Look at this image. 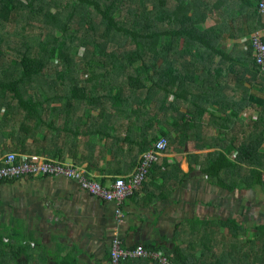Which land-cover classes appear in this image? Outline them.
<instances>
[{
	"label": "trees",
	"instance_id": "trees-1",
	"mask_svg": "<svg viewBox=\"0 0 264 264\" xmlns=\"http://www.w3.org/2000/svg\"><path fill=\"white\" fill-rule=\"evenodd\" d=\"M258 2L0 0V138H11L8 150L23 152L27 120L40 125L50 100H59V109L74 98L104 100L112 111L135 100L141 135L151 130L157 113L162 118L155 132L136 141L140 155L159 134L175 150L218 147L222 152L207 153L204 172L221 179L223 171L238 174L241 186L264 192V68L250 40L264 28ZM211 6L217 16L203 26ZM74 20L87 27L79 32L70 24ZM80 68L83 78L76 72ZM228 88L233 102L230 92L225 95ZM243 99L256 110L255 118L234 124ZM214 103L218 113L211 109ZM242 169L251 175L241 176ZM227 222L237 231V221ZM253 228L264 235V225ZM179 251L170 258L188 264Z\"/></svg>",
	"mask_w": 264,
	"mask_h": 264
},
{
	"label": "crops",
	"instance_id": "crops-1",
	"mask_svg": "<svg viewBox=\"0 0 264 264\" xmlns=\"http://www.w3.org/2000/svg\"><path fill=\"white\" fill-rule=\"evenodd\" d=\"M213 1L208 0V5ZM258 32L264 35V28ZM230 88L225 95L230 92L228 102H233ZM45 104L40 125L33 118L27 120L28 133L20 145L24 153L73 163L104 185L134 171L141 145L136 141L144 138L136 131L135 100L119 103L115 111L104 100L74 98L65 109L57 108L62 104L59 100ZM218 107L214 103L211 109L218 113ZM255 115L250 101L243 99L241 112L231 122L249 124ZM155 121L156 117L151 127L156 128ZM11 144L10 137L0 138V156L20 152L8 150ZM219 151L187 145L183 150L161 151L140 186L123 197L120 216L115 202L89 193L71 178L23 176L1 181L0 231L4 233L0 239L6 245L0 249V264H109L115 235L124 246L140 243L169 258L180 249L188 264H264L263 231H253L254 226L262 227L256 216H264V211H249V218L241 215L248 208L247 195L257 186L252 190L241 186L238 174L223 171L221 179L204 172L207 153ZM240 174L251 175L246 169ZM229 184L233 187L225 186ZM258 193L264 199V192ZM229 220L237 221V231L234 224L225 223ZM121 264L158 263L133 258Z\"/></svg>",
	"mask_w": 264,
	"mask_h": 264
},
{
	"label": "built area",
	"instance_id": "built-area-1",
	"mask_svg": "<svg viewBox=\"0 0 264 264\" xmlns=\"http://www.w3.org/2000/svg\"><path fill=\"white\" fill-rule=\"evenodd\" d=\"M258 10L264 11V0H259ZM254 58L264 68V41L257 31L250 36ZM167 147V139L160 136L152 146L142 152L132 173L115 177L108 185L93 178L83 168L62 160L46 158L44 155L17 151H6L0 156V182L23 176H63L75 180L83 189L104 200L116 203V214L120 216L119 205L125 195L140 186L150 166L159 153ZM147 258L158 264H181L172 261L157 249L148 248L143 244L124 246L118 236L110 242L109 264H121L125 259Z\"/></svg>",
	"mask_w": 264,
	"mask_h": 264
},
{
	"label": "rangeland",
	"instance_id": "rangeland-1",
	"mask_svg": "<svg viewBox=\"0 0 264 264\" xmlns=\"http://www.w3.org/2000/svg\"><path fill=\"white\" fill-rule=\"evenodd\" d=\"M217 16V14H216V11H215V9H213V8H211L209 11H208V16H207V19H206V22H213V20L215 19V17ZM77 21L76 20H74V21H72L70 24H72V25H74V27H76L78 30H79V32L80 31H82L84 28H86L87 27V25L85 24L84 26H77V23H76ZM39 22H36V24H38ZM203 26H205L206 24L204 23V24H202ZM36 30V29H35ZM253 34V33H252ZM91 35H92V33L91 32H89L88 34H87V36H89V37H91ZM244 39V38H243ZM228 40V39H227ZM79 53H82V52H79ZM77 73H78V77L79 78H83L84 77V75H83V70H82V68H80L78 71H76ZM138 104V106L140 107V105H139V103H137ZM154 109H156V107L155 106H153V105H151ZM152 108V110H154ZM150 113H153V112H151L150 111ZM155 117H156V120H161L162 118H161V114L160 113H157L156 115H155ZM158 125V123H156V126ZM169 125V124H168ZM168 125H166V127H168ZM173 125V124H172ZM156 128H154L153 126L151 127V130H150V132H152V131H154ZM206 131H207V129H206ZM143 136H146V135H143ZM215 153V152H214ZM250 190H252V188H250ZM258 190H260L259 189V187L257 186L256 188H255V190H252V193H250L249 195H247L248 193H249V191H248V193H246V195H247V199L249 200V204H248V208H246V210H243V208H244V206H243V203L241 204L243 207H242V209L241 210H243L242 212H241V215H243L245 218H249L250 216L248 215V214H246L247 212H249V211H254V210H262V211H264V199H261V197L259 196V193H258ZM3 192V189L1 188L0 189V210H2V207H3V200H4V193H2ZM255 193V195H253ZM239 199H240V197H239ZM234 216H236V214L234 215ZM237 217V216H236ZM257 217V220H259L260 221V223H262V225H264V216L263 215H258V216H256ZM1 225H3L2 223H1ZM0 229H1V227H0ZM2 233H4V230L3 231H0V235H2ZM6 244H5V242H3V241H1V239H0V249L3 251L4 250V246H5Z\"/></svg>",
	"mask_w": 264,
	"mask_h": 264
}]
</instances>
